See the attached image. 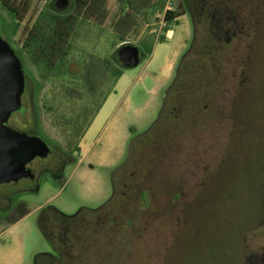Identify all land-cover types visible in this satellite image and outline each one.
I'll return each instance as SVG.
<instances>
[{"label":"rangeland","instance_id":"obj_1","mask_svg":"<svg viewBox=\"0 0 264 264\" xmlns=\"http://www.w3.org/2000/svg\"><path fill=\"white\" fill-rule=\"evenodd\" d=\"M54 1L33 0L32 13L71 12L72 3L64 10ZM167 1L153 15L134 11L135 19L149 20L151 31L143 24L122 29L121 42L114 25L125 6L106 0V18L95 11L75 22L69 55L53 70L33 63L23 48L24 26L14 35V21L0 5V37L20 58L28 83L24 109L11 126L41 135L77 161L95 109L104 107L105 121L111 114L116 121L96 155L62 173L52 157L37 158L29 164L35 181L0 185V248L8 247L0 250V262L35 264L37 255L55 254L38 225L42 210L53 206L74 216L101 209L113 196V172L128 160L113 178L124 195L120 209L80 220L86 232L75 238L72 263L264 264V0H233L235 27L212 41L211 62H193L183 93L173 98L178 121L150 131L182 58L195 49L194 40L197 47L206 37L187 14L169 38ZM160 35L169 39L158 43ZM147 36L154 54L125 69L114 85L106 65L89 82L92 88L84 84L92 59L120 67L113 61L118 50L139 48ZM208 66L216 72L210 97L200 77ZM133 138L138 143L130 150Z\"/></svg>","mask_w":264,"mask_h":264},{"label":"trees","instance_id":"obj_2","mask_svg":"<svg viewBox=\"0 0 264 264\" xmlns=\"http://www.w3.org/2000/svg\"><path fill=\"white\" fill-rule=\"evenodd\" d=\"M71 1L72 2L69 1V4L72 3L73 7L69 13H65L69 10L66 9V5L59 2L60 7L63 6L64 10L66 9V11H60L61 15L52 16L42 12L36 16L32 13L33 0H0L1 7L14 21L13 34H18V31L24 26L23 32L26 36V40L24 41L23 48L25 47L28 51L35 65H40L41 62H43L48 70H53L58 66L59 62H63L68 57L71 45L70 40L75 28V22L79 21L80 18L85 19V14L90 15L98 11L102 19L106 18V0ZM164 1L165 0H155L154 2L151 0H120L121 6L125 7L121 9L120 15L114 25V31L117 33L118 39L124 42L126 37L122 34V29L129 32V29L135 25L141 26V24H143V28L149 27L148 30L150 33L151 26L149 25V20H137L133 12L143 10L146 16L147 14L153 15L156 10L163 6ZM231 4H233V0H177V6L174 10L164 12L163 22L165 24V34L171 31L173 26L178 25L177 20L179 18L189 14L194 31L203 29L206 32V37L199 42L197 47L196 43L198 42L194 40L193 47H195V49L192 48L189 50L182 58L177 77L167 92L161 115L150 131L160 128L165 129L168 125H171V123L178 121L177 118L175 119V117H173V113L175 112V109L172 108L173 98L180 97L183 93L187 84L186 79L188 78L186 73L193 67V62L200 63L202 59L207 62L212 61V41L217 38L219 33H222V31H229L230 26L234 25L235 21L233 15L236 14V9L235 5L234 8L231 9ZM138 29L139 28H137V30ZM148 38L147 36L139 47L143 59H147L152 54L155 44ZM165 41V35H160L157 40V42L161 44ZM202 50L204 51L203 55L200 53ZM114 60L120 67L114 66L112 64L113 62L109 64L106 60L100 62L97 59H92L89 63L88 71L86 75H84V79H82L86 82L84 84L87 86L88 83L90 85L89 87L92 88L89 82L93 81V77L97 75L99 70L103 69L105 72L106 65L107 68L109 67L108 72L110 71L111 78H113L111 84L114 85L116 81L123 76L124 70L126 69L117 59L116 54L113 56V61ZM202 76L205 77L203 94L210 97L215 85V68L208 66L205 68L203 75L202 71L200 72V77ZM111 92L112 91H109L108 93ZM98 109L99 107L93 112L87 128L83 133V137ZM137 143V138H133L130 143V150H134ZM76 151L77 154H80L79 146ZM78 159L79 158H77V161L74 160L73 163H77ZM127 164L128 160L113 172V196L101 209L81 210L74 216H68L53 206H48L42 210L38 225L42 234L52 246L55 254H39L36 256L35 264H74L72 261H74L73 257L75 255V238L86 232V228L82 225L83 223H81L80 220H84L87 216H93L101 212L110 215L112 211L115 212L120 209L122 200L124 201V195L118 193L117 183L115 180L113 181V178L116 176L117 171L123 170Z\"/></svg>","mask_w":264,"mask_h":264},{"label":"water","instance_id":"obj_3","mask_svg":"<svg viewBox=\"0 0 264 264\" xmlns=\"http://www.w3.org/2000/svg\"><path fill=\"white\" fill-rule=\"evenodd\" d=\"M68 5V0H60ZM119 61L128 69L141 62V51L136 46H123L117 52ZM25 75L20 58L11 45L0 37V185L32 178L27 165L36 158H46L49 146L39 137L30 136L8 125L14 113L22 109Z\"/></svg>","mask_w":264,"mask_h":264},{"label":"crops","instance_id":"obj_4","mask_svg":"<svg viewBox=\"0 0 264 264\" xmlns=\"http://www.w3.org/2000/svg\"><path fill=\"white\" fill-rule=\"evenodd\" d=\"M185 18H186V15L179 18L177 20L178 24L182 20L184 21ZM172 30L166 33V35H168L169 38L173 34ZM168 37L166 36V41H167ZM155 49H156V45L154 46L152 54L150 56H152L154 54ZM171 67L174 68V70H175V64L170 65V69H171ZM123 75H124V73H123ZM111 95L112 94H110V96L108 97V100L110 99ZM108 100H107V102H108ZM103 109H104V107L101 108V110H103ZM100 111L98 114H95V117L93 118L88 130L86 131L84 137L81 139V142L79 144L80 154H79V159H78L77 163L82 162L85 158L90 156L91 153L96 155V153L94 151H96L95 149L101 145L102 138L104 137V135L107 133L108 130L113 131V129H115L114 125H116V121L115 122L113 121L112 114L108 118V120L105 121V116L103 115L105 110H103V112H101V113H100ZM103 121L105 122L104 125H103ZM6 248H8V247H6V246L2 247V248H0V250H5ZM0 264H10V261H1Z\"/></svg>","mask_w":264,"mask_h":264},{"label":"flooded vegetation","instance_id":"obj_5","mask_svg":"<svg viewBox=\"0 0 264 264\" xmlns=\"http://www.w3.org/2000/svg\"><path fill=\"white\" fill-rule=\"evenodd\" d=\"M54 4L60 6L58 0H55V1H54ZM67 6H68V7L70 6L69 1H68V5H66V7H67ZM62 8H63V6H62ZM24 75H25V73H24ZM27 91H28V83H27V77H26V75H25V91H24V94H23V96H22V103H23V99H24L25 96L27 95ZM23 109H24V105L22 106V109H21L19 112L14 113V114L17 115V114L21 113V112L23 111ZM14 114H13L12 116H15ZM12 116H11V118H10L9 121H8V125H9L10 127H12L13 129H16L15 127L11 126V119H12ZM27 134L30 135V136H37V137H39L40 139H42V140H43V141L49 146V148H50V150H51L50 153H49V155H48L46 158H40V159H42V160H47L48 158H51V157H52L53 161H54L55 164H56L55 167L57 168V171L59 170V171L62 173V172L64 171V169L68 166V164L73 163V161L75 160L73 155H70V154H68L67 152H64L63 150H61V148H59V147H57V146L51 144L50 142H48L47 140H45V138L41 137V135H37V134H35V133H27ZM38 158H39V157H38ZM36 159H37V158H36ZM34 160H35V159H34ZM34 160H33V161H34ZM33 161H32V162H33ZM32 162H30V163H32ZM30 163H29V164H30ZM29 164L27 165V168L30 169V170L32 171V173H33V177H32V178H23V179H30V180H32V181H35L37 175L34 173V169L29 167ZM32 169H33V170H32ZM44 170H45V169H44ZM21 180H22V179H21ZM18 182H19V181H18ZM18 182H16V183H18ZM12 183H14V182H12Z\"/></svg>","mask_w":264,"mask_h":264},{"label":"built area","instance_id":"obj_6","mask_svg":"<svg viewBox=\"0 0 264 264\" xmlns=\"http://www.w3.org/2000/svg\"><path fill=\"white\" fill-rule=\"evenodd\" d=\"M167 7H166V11H172L174 10V7H173V0H168L167 1Z\"/></svg>","mask_w":264,"mask_h":264}]
</instances>
